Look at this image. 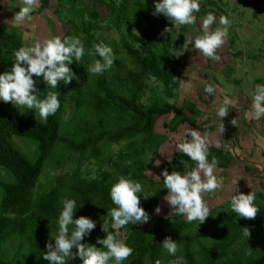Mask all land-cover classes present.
Masks as SVG:
<instances>
[{"label":"trees","instance_id":"trees-1","mask_svg":"<svg viewBox=\"0 0 264 264\" xmlns=\"http://www.w3.org/2000/svg\"><path fill=\"white\" fill-rule=\"evenodd\" d=\"M57 1L62 7L67 5L66 20L72 28L66 35H79L86 49L95 42L108 44L107 38L97 35L105 23L98 12L86 7L83 0ZM98 1L109 7L108 17L114 19L117 32L122 35V47L130 55L133 67L124 65L129 61L126 58H114L112 66L103 74L93 75L87 72L92 57L86 52L77 64L70 66L78 78L68 84L63 81L58 84L56 91L60 92V107L47 120L30 117L25 108L18 109L11 102L0 101V189L3 193L0 200V247L6 242L17 247L16 255L10 260L0 259V264H49L42 254L58 229L56 220L62 207V196L76 199V218L84 215L96 221L91 235L82 241L95 243L98 236L105 235L101 230L103 219H108L105 216L107 210L115 206L109 189L119 175L140 180L150 194L166 191L163 179L157 181L152 173H147L159 160L160 148L169 139L166 133L156 130L158 122H162L160 126L169 133H180L177 138L180 141L189 127L198 129L202 135L207 134L209 159L217 157L219 170L230 165V159H224L227 156L224 147H218L215 142L220 138L222 145H227L219 133L221 123L217 122V113L202 108L207 101L200 97V92L193 100L178 98L184 60L176 58L179 44L174 39L175 26L171 33L160 35L166 26L172 25L163 14L153 15L154 0ZM209 2L219 8L216 12L223 11V0ZM255 2L254 16L259 0ZM49 3L50 0H39V8L35 11L42 13ZM200 5L197 16L206 13L201 0ZM2 10L0 4V12ZM123 26L128 28V33L122 32ZM183 26V32H187V25ZM232 33H236L234 29ZM114 45L119 46L116 41ZM21 46L24 43L20 33L8 31L0 25V72L11 66L13 52ZM241 53L238 51L235 56L240 58ZM250 57L258 58L252 53ZM231 68L227 65L217 73L211 69L212 73L202 77L205 83L218 85L217 92L222 87L218 78H224V74L239 88L240 83L233 78ZM193 84L191 88L197 89L198 84L195 81ZM149 91L152 94L148 102H144ZM214 97L209 95L210 99ZM68 111L69 117L66 115ZM13 137L29 138L38 144L33 161L12 145ZM123 142L126 144L115 159L106 154V148ZM149 153L153 155L149 157ZM86 162L97 165L96 177L82 174ZM50 163L58 166L60 171H65L68 164V171L49 178L46 171ZM106 165L109 169L105 168ZM188 165L194 167L195 162L176 151L174 158L164 163L161 170L167 168L171 172L176 168L183 171ZM2 171L10 177L9 180L3 179ZM249 192L247 190L244 194ZM161 199L157 197L155 205L151 197L147 200L141 197L140 203L151 217L156 206L163 201ZM230 203L231 200H225L200 225L197 221H187L184 216L174 218L173 227L170 221L150 230L147 223L126 225L124 231L128 237L125 243L134 252L123 264H145V257H150L149 264H155L157 259L167 264L174 258L160 244L167 236L180 245L177 255L185 257V264H264V194L256 192L255 203L259 211L254 218L237 217ZM243 227L250 229L249 238L242 235ZM145 237H151L152 241L146 244L140 240ZM20 254L24 256L22 263L16 260ZM65 264H81V261L78 257H70Z\"/></svg>","mask_w":264,"mask_h":264},{"label":"clouds","instance_id":"clouds-1","mask_svg":"<svg viewBox=\"0 0 264 264\" xmlns=\"http://www.w3.org/2000/svg\"><path fill=\"white\" fill-rule=\"evenodd\" d=\"M38 3L39 0H21L20 10L15 13L14 19L23 23L26 18L31 17ZM200 7V0H154L153 15L163 14L172 25L166 26L160 35L171 33L174 26L195 24L196 13L200 11ZM201 21L200 32L187 37V44H192L205 57L219 61L217 49L225 43L228 29L220 26L215 30L210 28L216 21L213 12L201 17ZM219 24L227 25L228 18L221 16ZM86 52L92 57L87 68L90 74H103L114 63L110 45L100 41L86 49L79 35H54L43 40L37 39L32 46L19 47L13 52L11 66L0 72V101L11 102L18 109H32L35 115L38 113L41 119L47 120L60 107V92L56 91L58 84L61 81L68 84L78 78L70 66L77 64ZM40 83L45 85L43 90L38 86ZM217 88L218 85L214 83H206L204 91L214 95ZM237 102L236 99H223L216 105L217 115L225 117L229 106L237 105ZM250 115L256 120L264 117V83H257L252 90ZM224 130L223 122L219 125V131L222 134ZM209 143L207 134L202 135L196 128H187L182 140L176 143L175 147L195 162V166L183 167V171L173 168L171 172L164 168L160 174L163 177V188L167 189L163 199L168 202L171 212L186 217L189 222L198 221L199 225L211 215L210 207L202 194L214 193L221 188L215 175L219 160L215 156L209 159ZM235 150L240 151L238 148ZM148 155L151 157L153 154ZM157 161L159 164L160 161ZM160 176L157 177L160 179ZM109 196L115 206L107 210L105 216L108 219H103L101 226L105 235L98 236L95 243L82 241L91 235L96 221L84 215L76 218V199L68 195L60 198L62 207L56 220L58 229L46 243L47 250L42 254L49 264H65L66 259L69 260L70 257H78L81 264H122L133 254L134 249L125 243L123 230L126 225L144 224L149 221V214L141 206L140 200L141 197L147 200L154 195L145 191L140 180L119 175L111 183ZM230 199L231 210L237 217L254 218L257 215L259 206L255 203L256 191L244 194L236 188ZM160 210L159 206L155 209L157 213ZM242 235L249 238L250 229L243 227ZM160 244L174 257L168 260L167 264H185V257L177 255L180 245L176 240L167 236ZM73 249L76 251L73 252ZM149 261L150 257H145V264H149ZM155 264H162V261L157 259Z\"/></svg>","mask_w":264,"mask_h":264},{"label":"rangeland","instance_id":"rangeland-1","mask_svg":"<svg viewBox=\"0 0 264 264\" xmlns=\"http://www.w3.org/2000/svg\"><path fill=\"white\" fill-rule=\"evenodd\" d=\"M215 1V0H214ZM201 2L204 3L202 9L206 10V15L208 12H213L216 15V21L213 25L210 26L212 30H215L217 26L220 27H226L228 29V36L225 40V43L221 45L217 49V53L220 56L219 61L214 60H208L207 57H205L202 53L199 52V50L195 49L192 44H187V37H192L197 35L201 30V17L203 16H197V21L193 25H187L188 31L183 32V25L175 26V34L174 39L178 42L179 47L176 53V58H180L181 60H184V75L182 76L181 84L178 89L179 96L181 100L184 98L187 99H195V95L199 93L201 95L200 97H203L204 99L209 98V94L204 91L205 86V79L202 77V75H205L206 73H212L211 69H213V72H216L218 69H222V66L226 63L228 66H236L240 64V68L238 69L236 76H241L239 78L243 79V85L240 86V90L244 92L245 94L249 95L251 94L249 82L252 77L250 75H247V72L254 71L253 66H258V77L264 78V0H259L258 8H257V14L254 16L255 12V6L256 2L255 0H223L221 4L224 6L223 11H218L219 8L216 6H213L209 2V0H201ZM83 3L86 7L91 8L99 13L101 16V19L105 21V23L102 24V28L97 32V35H103L105 38H107L108 45L111 46L114 54L115 59L120 58H126L129 61H126L124 65L133 67V64H131L130 55L127 54L126 50L122 47V35L119 34L114 25V19L109 16V7L104 5L103 3L99 2L98 0H83ZM0 4L3 6V10L0 12V25L4 28H6L8 31H16L20 33L24 46H32L36 42L37 39L43 40L44 38L54 36V35H60L61 37L65 36L72 28L71 23H67V5L61 6V4L57 0H50L49 7L42 11V13H37L38 11L33 12L30 18H26L23 23H20L14 19L15 13L20 10L21 6V0H0ZM39 3L35 7L37 10L39 8ZM221 16H226L228 18V24L227 25H220L219 20ZM107 25H110L107 27ZM234 29V32L232 33V30ZM122 32L124 34L128 33L129 30L126 26L122 27ZM134 31H136L134 29ZM236 36V37H234ZM114 41L118 42V48L114 45ZM185 41V42H184ZM235 43H234V42ZM117 49V50H116ZM263 52H262V51ZM241 51V57L238 58L235 56V53ZM245 53V54H244ZM250 53L256 55L258 58L256 59V63L253 62L255 58L250 57ZM244 54V55H243ZM259 55H262L261 58ZM243 59L247 60L244 64H241L242 57ZM243 65H245L243 67ZM213 67V68H211ZM216 67V68H214ZM232 69V68H231ZM229 69V70H231ZM187 75V76H185ZM199 76L197 78L196 83L198 84L197 89H192L193 82L191 81L192 77ZM254 80V79H253ZM219 83L223 86H225V89L229 92V88H233L234 84H232L228 79L227 75L224 74L223 77L218 78ZM231 84V85H230ZM233 85V86H232ZM45 85L43 83H40L39 88L43 90ZM161 87V86H160ZM236 87L234 86V89ZM162 89V88H161ZM234 89H232L234 91ZM236 92V91H235ZM152 92H147L143 101L148 102V98L151 96ZM161 95V93H157ZM216 97L213 99V101H220L222 102V94L216 92ZM214 95V96H215ZM177 98V99H178ZM217 98V99H216ZM233 109V106L230 105ZM30 113V117H39L38 113L35 115V111L32 109H25ZM67 117L70 116V111L67 112ZM40 118V117H39ZM168 118V117H167ZM160 121V120H159ZM162 122H158V125L156 126V130L158 132H163L168 135V142L165 143V145L160 148L159 151V161L152 166V168L147 173H152L154 175V178L157 181H161L163 179L161 174V166L171 161L176 151H178L175 147V144L180 141L178 140V135H181L180 133L177 135L176 133H169L167 130H165L162 126H160ZM12 145L23 152L27 158L31 161L34 160L35 154L37 151L38 144L29 138L24 137H13L12 139ZM126 143L123 142L119 145H111L108 148H106V154L111 155L113 159L116 158L118 151L125 145ZM52 160V158L49 160V162ZM67 167L65 168V171H68V164H66ZM73 165V164H71ZM71 167V166H70ZM106 169H109L106 165ZM70 169V168H69ZM97 165L92 163H84L82 167V174L86 177H96L97 176ZM65 171H60V168L56 166L55 164L52 166L50 163L48 165V169L46 171V174H48L49 178H53L54 176L64 173ZM218 170H215V175L218 176ZM2 177L4 180H9L10 177H8L5 172H1ZM160 176V179L157 177ZM47 177V178H48ZM221 184V187L225 185L224 183L218 182ZM2 190L0 189V200L2 199ZM167 194V190L160 193H154L151 198L155 205V199L157 197H160L163 199V197ZM208 203L211 214L218 210V208L223 205L225 200H227L226 196L224 195V191L221 190V188L215 190L214 193H208V194H202ZM225 198V199H224ZM161 199V200H162ZM160 207V212L155 213L150 217L148 224V229L154 228L156 226H163L167 221H170V225L173 227L175 222L174 218L179 217L178 215H175V213L171 212V208L167 201L163 199L162 202L158 205ZM157 207V206H156ZM186 218V217H185ZM208 218V217H207ZM198 222V221H197ZM170 226V227H171ZM124 231V230H123ZM128 237L127 233L124 231V239ZM141 241H144L146 244H149L152 241L151 237H145L140 238ZM17 253V247L16 244H9L8 242L4 243L3 246L0 247V259L4 260H10L12 257H14ZM16 260L19 263H22L24 261V256L22 254L16 256ZM123 264V262H122Z\"/></svg>","mask_w":264,"mask_h":264},{"label":"crops","instance_id":"crops-1","mask_svg":"<svg viewBox=\"0 0 264 264\" xmlns=\"http://www.w3.org/2000/svg\"><path fill=\"white\" fill-rule=\"evenodd\" d=\"M244 57L246 56L242 57L241 64L247 62V60L243 59ZM256 59L253 60V62L256 63ZM225 66H227L226 63L222 66V70ZM244 66L245 65H243V67ZM258 66L259 64H257V67L253 66L254 71L246 73L252 77L249 82L251 93L257 83H264V78H259L257 75L259 72ZM240 67V64L236 65L232 67V71L233 78H236L241 86L244 84L243 79L239 78L241 76L235 75ZM241 69L242 68H240V70ZM217 72H221V69H218L216 73ZM197 78H199V76L192 77L191 81L196 82ZM234 86L233 88H229V90H231V92H229L223 85L219 88L217 93L222 94L221 99L231 98L238 100L237 105H232L233 109L228 112L226 117L221 118L223 120H220L217 114L215 115L217 122H224L225 130L222 134L220 131L219 133L227 145H222L220 138L217 136L218 141L215 142L218 147H224V150L227 152V156H224V159H230L229 167L220 170L217 168L218 174H220L217 176V181L225 184L221 187V190L224 191V195H228L226 196L227 200H231V195L236 188L239 192L243 193L247 190H254L264 194V117L260 120L251 117V94H245L240 90V87L237 88L235 86L236 88L234 89ZM232 89H234V91ZM213 99H205V102L207 101L208 104L206 103L202 108L215 114L216 105L220 103V101H213ZM237 148L240 150L239 152L235 150Z\"/></svg>","mask_w":264,"mask_h":264},{"label":"water","instance_id":"water-1","mask_svg":"<svg viewBox=\"0 0 264 264\" xmlns=\"http://www.w3.org/2000/svg\"><path fill=\"white\" fill-rule=\"evenodd\" d=\"M75 252V251H74ZM74 259V257H72Z\"/></svg>","mask_w":264,"mask_h":264}]
</instances>
